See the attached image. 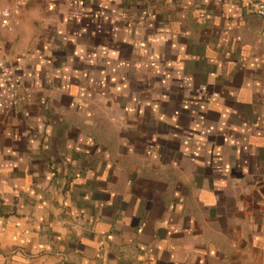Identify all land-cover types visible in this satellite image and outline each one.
Listing matches in <instances>:
<instances>
[{
	"label": "crops",
	"instance_id": "1",
	"mask_svg": "<svg viewBox=\"0 0 264 264\" xmlns=\"http://www.w3.org/2000/svg\"><path fill=\"white\" fill-rule=\"evenodd\" d=\"M256 1L0 0V264H264Z\"/></svg>",
	"mask_w": 264,
	"mask_h": 264
},
{
	"label": "built area",
	"instance_id": "2",
	"mask_svg": "<svg viewBox=\"0 0 264 264\" xmlns=\"http://www.w3.org/2000/svg\"><path fill=\"white\" fill-rule=\"evenodd\" d=\"M25 0H15L16 5L20 6ZM254 14L264 20V0H257L254 3ZM10 11L8 8H0V24L9 27Z\"/></svg>",
	"mask_w": 264,
	"mask_h": 264
},
{
	"label": "rangeland",
	"instance_id": "3",
	"mask_svg": "<svg viewBox=\"0 0 264 264\" xmlns=\"http://www.w3.org/2000/svg\"><path fill=\"white\" fill-rule=\"evenodd\" d=\"M161 69L162 68H159L158 70H160V73H161ZM137 73H139L140 75H145L146 74V70H145V67L143 66V67H138V71H137ZM149 73H151V71H150V67H149ZM208 131H210L209 129H208Z\"/></svg>",
	"mask_w": 264,
	"mask_h": 264
}]
</instances>
